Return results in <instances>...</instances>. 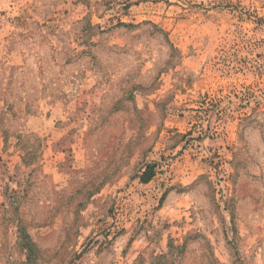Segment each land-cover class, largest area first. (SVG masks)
Segmentation results:
<instances>
[{"label": "rangeland", "instance_id": "obj_1", "mask_svg": "<svg viewBox=\"0 0 264 264\" xmlns=\"http://www.w3.org/2000/svg\"><path fill=\"white\" fill-rule=\"evenodd\" d=\"M161 255L264 264V0H0V264Z\"/></svg>", "mask_w": 264, "mask_h": 264}, {"label": "trees", "instance_id": "obj_2", "mask_svg": "<svg viewBox=\"0 0 264 264\" xmlns=\"http://www.w3.org/2000/svg\"><path fill=\"white\" fill-rule=\"evenodd\" d=\"M152 168L151 166L147 167V169L143 172V174L141 175V179L143 181H147L148 179L151 178V176L153 175V171H152ZM28 236L25 235V243L24 245L28 246L29 247V250H31V245L32 243L27 239ZM173 246V245H172ZM153 264H173V261L168 258L167 256L165 255H161L157 258H155V260L153 261Z\"/></svg>", "mask_w": 264, "mask_h": 264}]
</instances>
